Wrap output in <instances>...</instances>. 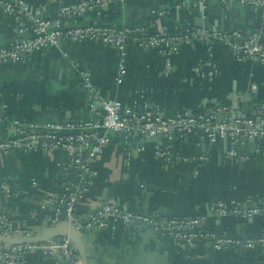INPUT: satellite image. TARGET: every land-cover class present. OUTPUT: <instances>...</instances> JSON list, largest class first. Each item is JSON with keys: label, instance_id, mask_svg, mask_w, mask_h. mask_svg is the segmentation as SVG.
I'll list each match as a JSON object with an SVG mask.
<instances>
[{"label": "crops", "instance_id": "obj_1", "mask_svg": "<svg viewBox=\"0 0 264 264\" xmlns=\"http://www.w3.org/2000/svg\"><path fill=\"white\" fill-rule=\"evenodd\" d=\"M26 2L41 17L58 16L60 0ZM263 16L258 7L234 0H131L111 3L101 15L90 12L80 21L139 26L149 33L239 29L264 40ZM20 38L18 22L0 15V47ZM171 60L167 72L165 55L130 41L128 75L122 85L116 82V51L91 42L62 41L25 62L1 64L0 140L13 134L18 122L77 123L101 117L106 99L120 101L125 109L151 103L170 115L209 113L227 103L249 117L264 106V64L239 61L221 41L186 45ZM199 66L201 73L195 71ZM214 70L217 74L211 76ZM81 72L90 75L93 90L85 86ZM240 135L244 137V132ZM159 145L163 149L167 143L138 139L127 145L121 136L114 140L95 165L98 176L77 206V219L84 221L106 202L117 201L165 218L204 216V227L218 235L252 237L264 232V217L245 220L211 212L219 201L238 199L247 205L264 201V145L246 139L238 146V156L231 157L230 138L204 147L198 132L174 143L173 155L183 161L171 164L158 157ZM73 162L74 157L62 150L0 157V212L16 227L40 234L50 226L56 210L53 201L63 193L65 180L80 181ZM2 185L21 194L7 199ZM83 240L86 264H264V253L259 251L183 249L170 238L156 239L149 230L131 231L121 225L108 230L93 227ZM20 264L52 263L43 251L34 250Z\"/></svg>", "mask_w": 264, "mask_h": 264}, {"label": "built area", "instance_id": "obj_2", "mask_svg": "<svg viewBox=\"0 0 264 264\" xmlns=\"http://www.w3.org/2000/svg\"><path fill=\"white\" fill-rule=\"evenodd\" d=\"M131 0H82L67 3L60 0L56 18L41 17L34 13L26 0H0V15L14 18L18 22L21 38L9 46L0 47V65L25 62L35 53L55 47L60 42H91L113 48L119 59L116 82L122 85L128 75V44L133 41L142 49L158 50L167 57L166 71L172 69L171 58L182 48L196 42L212 44L221 41L235 51L241 62L259 60L264 64V40L258 35H247L242 30L232 32L212 31L210 28L187 29L178 33L159 31L149 33L139 26H109L100 23L92 25L80 21L81 16L90 12L101 15L111 3H126ZM254 5L263 11L264 0H234ZM184 4V3H183ZM264 17V16H263ZM201 73V67L195 69ZM217 71L211 74L215 76ZM85 86L91 91L92 82L87 72H81ZM101 117L77 123L45 121L16 123L15 130L8 138L0 140V157L13 153H51L58 150L74 157V168L80 181L65 180L64 191L55 196V215L50 226H55L65 215L66 221L74 222L78 230L98 227L102 230L123 226L131 231L149 230L156 239L170 238L183 249L205 247L211 251L239 250L264 253V232L258 236L218 235L204 227V216L190 218H165L160 214L136 211L117 201L106 202L86 220L76 217L77 206L98 176L95 165L105 150L121 136L128 145L134 140H155L166 142V147L157 149L158 157L167 163L183 161L173 155L174 143L188 139L200 132L205 145H214L222 138H230L231 157L238 156V146L251 138L264 139V106L253 116L242 117L231 106L218 105L209 113L194 114L191 111L170 115L160 107L145 103L141 109H125L118 100L102 101ZM258 119L260 120L258 122ZM2 119H0V123ZM244 132L243 135H240ZM144 148L140 146V151ZM202 160H206L203 157ZM7 199L17 197L21 192L2 185ZM218 217L233 216L237 219L264 217V201L259 205H247L238 199L219 201L211 207ZM0 235L8 237H30L33 234L20 229L0 212ZM54 244H26L3 248L0 246V264H20L22 258L34 250L45 253L52 264H82L77 248L71 240L58 238Z\"/></svg>", "mask_w": 264, "mask_h": 264}, {"label": "water", "instance_id": "obj_3", "mask_svg": "<svg viewBox=\"0 0 264 264\" xmlns=\"http://www.w3.org/2000/svg\"><path fill=\"white\" fill-rule=\"evenodd\" d=\"M213 2H218V0H212ZM259 61V60H257ZM260 120L258 119V122ZM119 135L113 137L114 140H117ZM244 141V139H241ZM251 141L255 144L264 145V139L260 138H251ZM80 180V177H79ZM78 182V181H77ZM63 220L57 223L55 226H49L43 230L40 234H35L30 237H8L0 235V244L8 246H19L26 244H54L53 240L58 238H67L75 244L77 248V253L81 257L83 264H86V249L84 245L83 236L87 234V230H78L74 222L66 221L65 215L62 216ZM4 248V247H3ZM70 264V263H65Z\"/></svg>", "mask_w": 264, "mask_h": 264}, {"label": "trees", "instance_id": "obj_4", "mask_svg": "<svg viewBox=\"0 0 264 264\" xmlns=\"http://www.w3.org/2000/svg\"><path fill=\"white\" fill-rule=\"evenodd\" d=\"M222 105L229 106L227 103H222ZM258 111L263 113L262 110H258ZM263 116H264V115H263ZM185 141H186V139H185V140H178V141H176L175 143L177 144V143H179V142H185Z\"/></svg>", "mask_w": 264, "mask_h": 264}]
</instances>
